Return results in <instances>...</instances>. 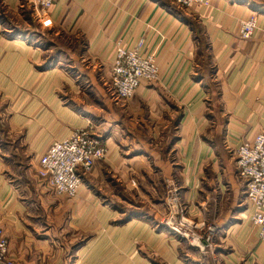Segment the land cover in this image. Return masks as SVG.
I'll return each mask as SVG.
<instances>
[{
	"label": "crops",
	"instance_id": "0c3cea01",
	"mask_svg": "<svg viewBox=\"0 0 264 264\" xmlns=\"http://www.w3.org/2000/svg\"><path fill=\"white\" fill-rule=\"evenodd\" d=\"M206 1L0 0V227L17 264H264L234 154L264 134V0ZM140 40L160 78L120 106L116 46ZM78 128L107 157L57 196L40 159ZM180 209L215 227L212 249L162 224Z\"/></svg>",
	"mask_w": 264,
	"mask_h": 264
},
{
	"label": "built area",
	"instance_id": "2783aa9c",
	"mask_svg": "<svg viewBox=\"0 0 264 264\" xmlns=\"http://www.w3.org/2000/svg\"><path fill=\"white\" fill-rule=\"evenodd\" d=\"M61 0H32L36 8L48 11ZM172 4L186 8L206 4V0H169ZM258 30L255 19L240 24L241 36L250 39ZM160 78L157 59L145 52V42L140 40L134 47L116 46L109 90L118 102L134 96L146 82ZM108 149L91 128L77 129L70 137L53 142L40 161V176L46 180L57 196L76 198L95 162L107 157ZM238 176L246 183V198L253 206V223L260 228L259 238L264 242V134L252 142L243 143L234 152ZM171 206V205H170ZM162 224L177 235L191 240L203 250L212 249L215 227L210 226L205 234L197 233L206 224H197L188 219L183 209L163 219ZM200 225V226H199ZM206 236V237H205ZM197 243V244H196ZM0 264H17L9 251V239L0 227Z\"/></svg>",
	"mask_w": 264,
	"mask_h": 264
},
{
	"label": "rangeland",
	"instance_id": "374dc122",
	"mask_svg": "<svg viewBox=\"0 0 264 264\" xmlns=\"http://www.w3.org/2000/svg\"><path fill=\"white\" fill-rule=\"evenodd\" d=\"M22 23V22H21ZM110 91V90H109ZM110 94H111V98L115 101V103H119L120 104V106H124V102L122 101V102H118L113 96V93L112 92H110ZM1 126V125H0ZM78 129H81V128H78ZM75 130H77V129H75ZM108 149V148H107ZM92 172V171H91ZM90 172V173H91ZM89 174V173H88ZM88 174H86V175H88ZM168 190H170V191H175L176 190V185L174 186V184H172L171 185V188H168ZM167 190V191H168ZM169 191V192H170ZM67 197V196H66ZM137 201H138V203H137V205L138 206H141V207H144V206H146V197H145V194H142V197H140V199H137ZM188 217V216H187ZM194 222V221H193ZM211 225L210 224H206V226H205V228L202 230V234H205V231L206 230H208V228L210 227ZM206 237V236H205Z\"/></svg>",
	"mask_w": 264,
	"mask_h": 264
},
{
	"label": "bare ground",
	"instance_id": "6f19581e",
	"mask_svg": "<svg viewBox=\"0 0 264 264\" xmlns=\"http://www.w3.org/2000/svg\"><path fill=\"white\" fill-rule=\"evenodd\" d=\"M45 154H46V153H45ZM45 154H44V155H45ZM44 155H43V156H44ZM43 156H42V157H43ZM42 157H41V159H42ZM41 159H40V161H41ZM94 166H95V165H94ZM78 195H79V194H78ZM2 229H3V228H2Z\"/></svg>",
	"mask_w": 264,
	"mask_h": 264
}]
</instances>
